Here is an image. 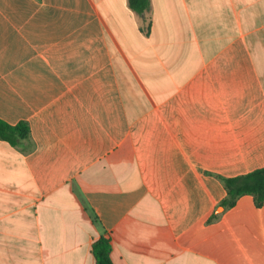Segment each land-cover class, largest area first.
<instances>
[{"label": "crops", "instance_id": "crops-1", "mask_svg": "<svg viewBox=\"0 0 264 264\" xmlns=\"http://www.w3.org/2000/svg\"><path fill=\"white\" fill-rule=\"evenodd\" d=\"M0 264H264V0H0Z\"/></svg>", "mask_w": 264, "mask_h": 264}, {"label": "trees", "instance_id": "trees-1", "mask_svg": "<svg viewBox=\"0 0 264 264\" xmlns=\"http://www.w3.org/2000/svg\"><path fill=\"white\" fill-rule=\"evenodd\" d=\"M130 8L139 15H144L150 8V0H128ZM29 137V127L25 123L10 126L0 120V139L11 146H17ZM227 191V198L220 205L224 209L235 205L238 198L250 195L254 197L258 208L264 203V167L246 175L223 179ZM111 240L101 237L92 244L91 252L97 264H113L111 254Z\"/></svg>", "mask_w": 264, "mask_h": 264}]
</instances>
